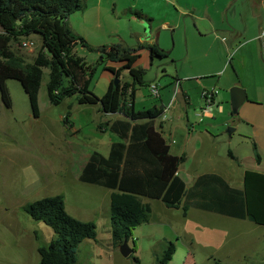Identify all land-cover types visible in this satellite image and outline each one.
<instances>
[{
  "label": "rangeland",
  "instance_id": "rangeland-1",
  "mask_svg": "<svg viewBox=\"0 0 264 264\" xmlns=\"http://www.w3.org/2000/svg\"><path fill=\"white\" fill-rule=\"evenodd\" d=\"M126 1L129 14L124 13V0H83L84 11L70 18V27L95 50L113 45L137 48L148 41L151 31V23L137 17L141 9L137 7H145L148 13L145 15L156 17L154 29L165 20L167 13L160 4L147 6L144 0ZM23 42H32L33 49L21 48ZM161 43L169 58L152 61L149 51H144L138 62L147 72L150 87L138 89L135 109L141 111L156 106L159 99L153 95L151 87L155 84L166 87L161 90L163 105L167 107L173 101L174 107L171 114L157 123L169 122L174 126L173 137L168 140L175 153L184 152L188 157L187 164L181 168V178L191 186L193 173H203L213 167L227 169L231 163L229 152L246 168L258 169L254 145L246 138L245 127L238 130L235 127L248 105H243L239 114L232 116L230 91L233 88L218 90V107L225 109L224 114L219 113L216 104L215 118L199 115L205 108L202 85L217 82L226 73L223 63L226 55L220 52V41L192 31L188 40L179 35L176 45L170 33H162ZM42 44L41 36L32 35L14 42L12 49L32 63L42 50ZM77 54L94 70L90 91L103 98L115 80L106 68L120 66L104 63L97 53H90L81 45L77 47ZM50 74L51 70H44L38 116H34L29 98L18 81L7 82L11 110L5 107L0 91V264H41L38 249L48 246L55 234L44 223L34 222L23 208L44 198L62 195L67 201L68 214L75 219L78 214L86 213L85 206L93 209L101 196L92 189L79 187L82 167L73 164L71 154L76 146H82L107 155L110 146L119 141L110 132L102 133L100 126L122 119L121 115H100V106L80 105L77 97L53 105L48 88ZM228 75L229 72L224 75L223 82ZM126 76L124 71L121 77L124 83L129 81ZM178 77L191 89V106L182 105L176 90H171L168 96L165 94L164 90H169ZM173 112L176 115H172ZM67 117L68 125L64 123ZM188 121L200 133L189 137ZM230 129H235L232 135ZM166 210L154 208L150 222L136 228L129 242L135 252L124 258L113 245L107 213L100 208L93 218L97 240L85 241L80 246L77 264H159L170 242L176 252L169 264H264V227L248 219L236 222L212 217L188 221L182 212ZM183 226L196 237L194 244H185L177 234Z\"/></svg>",
  "mask_w": 264,
  "mask_h": 264
},
{
  "label": "trees",
  "instance_id": "trees-1",
  "mask_svg": "<svg viewBox=\"0 0 264 264\" xmlns=\"http://www.w3.org/2000/svg\"><path fill=\"white\" fill-rule=\"evenodd\" d=\"M83 11V0H0V28L6 33L0 35V91L5 107L11 110L7 82L18 81L29 98L34 116H38L44 70H51L48 88L53 105L77 97L80 105L100 106L106 115L123 117L101 127L120 141L111 146L108 157L93 152L80 177L82 183L113 191L110 226L114 247L120 249L125 241L129 243L136 228L149 223L152 208L143 199L161 201L170 209L182 207L185 216L196 208L248 219L264 227V174L247 171L241 190L232 188L220 176L205 175L188 191L179 176L186 157L173 156L168 140L156 127L164 108L154 106L136 111V92L150 87L146 70L138 66L142 53L149 51L154 61L169 58L168 52L158 45L147 44L134 49L123 45L92 49L69 25V19ZM137 17L143 19L140 14ZM32 35L41 36L43 44L31 63L16 53L12 44ZM80 45L90 53H97L104 63L120 66L106 68L115 78L121 79L127 71L131 81L117 88L112 82L103 98L96 97L90 91L94 70L77 54ZM64 123L69 124L68 117ZM229 155L233 158L232 152ZM256 160L261 162L258 154ZM23 211L55 234L48 246L38 249L41 264H77L80 246L85 241L97 240L96 224L70 216L62 195L29 204ZM175 252L176 247L170 242L159 264H169Z\"/></svg>",
  "mask_w": 264,
  "mask_h": 264
},
{
  "label": "crops",
  "instance_id": "crops-1",
  "mask_svg": "<svg viewBox=\"0 0 264 264\" xmlns=\"http://www.w3.org/2000/svg\"><path fill=\"white\" fill-rule=\"evenodd\" d=\"M199 1L200 0H144L143 4L147 6H155L154 4H157L158 6H163L166 9L167 17L164 21H161L160 25H158L156 29H154V26L157 22L156 17L154 15H145V13L148 14L144 9L145 7H137L141 8L138 14L142 15L143 20L146 18L151 23L150 37H148V41L143 42L141 44L158 45L161 47V49L164 50L165 47L161 43L162 33H167L168 35L170 33L172 35V38L175 40L176 45V38L179 35L180 37H187L188 40L189 33L192 34V31L200 34L203 37H212L215 40L220 41V52L226 55V59H224L223 63L224 68L226 67L225 74L229 72L228 79L223 82V77L225 75L224 74L223 77H220L217 80V82H211L206 85H202L203 92H215L217 107L220 103L218 97V90L227 91L234 87H241L247 92L248 99L245 104L248 105V107L244 111V114L241 116V118H239L240 122L236 124L235 127L237 130L242 126L245 127V134H247L245 136L248 140H251V143L254 145L255 154H258L260 156L261 162L258 163V169H248L243 166L241 163L242 161L240 162V159H238V157H236L234 153H232L233 158H231L230 155L228 156V159H230L231 163L228 165L227 169L213 167L209 171H205L203 173H193V175L188 173L193 177V179L191 186H188L187 184L186 186L187 190L189 191L194 187L195 183L200 177L205 175H217L222 177L232 188L241 190L244 188V177L247 171H256L264 174V59L262 57L261 43L259 41L260 33L264 29V0H207L206 3H199ZM124 2V13L129 14V9L128 7H126L129 4H127L126 0H124ZM130 13H133L131 9ZM72 31L74 32V30ZM213 48H215V44H213ZM221 72L222 71L217 72L215 74L217 75ZM127 78L129 79V81H126L125 83L131 81L129 74ZM121 84H124L123 79L121 80ZM186 85L187 84L182 82V80H180V78L178 77L177 80H175L171 84V88L169 90H164L165 94L168 96V93L171 90H176L178 87V97L180 98L182 105H184L185 107L191 106V89L188 88ZM165 88L166 87H160V98L159 102L156 104V106L164 109L166 105H163L161 90ZM173 107L174 105L172 106L169 112L170 114L173 111ZM221 109L222 112L219 111V113L225 112V109L223 107H221ZM175 113L176 112H173L172 115H176ZM100 115L106 116V114H104L103 112L102 114L100 113ZM162 119H164V117ZM114 121L115 120H113V122ZM188 124L190 125L189 121ZM190 126L191 130H189L188 132L189 137L194 135V133H200L195 130V127L193 125ZM70 127L72 128L71 125ZM101 127L102 126H100L102 133L109 132L108 129ZM156 127L167 140L168 137H173V135H171V132L175 128L169 122H160L159 124L156 122ZM72 133L76 134V131H73ZM168 142L170 144L171 154L173 156L184 155L186 157V162L182 165L185 166L188 162V157L186 156V154L184 152H182L181 155H179V153H175L169 140ZM111 146L107 155L101 153L100 151L98 152H100L105 157H108L111 150ZM95 151L97 150H94L92 148H85L82 146H76L75 152L71 154L73 164L75 166L82 167V171L79 176V187L92 189L94 190V192L100 194L101 196V199L97 206L95 205L93 209L88 208V206H85L86 213L84 215L78 214L77 218L82 222H95V220L93 219L94 216L98 215V210L100 208H103L105 213H107V226H109L111 229L110 199L111 195L113 194V191L101 186L82 183L80 181L82 172L88 164L92 153ZM200 151L201 150L199 149L196 152L200 153ZM181 168L179 170V176L181 173ZM143 201L146 204H150L152 208V215L154 213V208H164L167 209L166 211H176L178 213H183L182 207H180L179 209H170L166 207L165 204L161 201H152L148 199H143ZM65 203L67 210L66 200ZM183 216L184 219L188 221L190 219L195 218L209 219L212 217H215L217 219H228L230 221L236 222L243 221L240 219L231 218L216 213L202 211L196 208H192L186 216L183 213ZM134 232H136V230ZM178 232L179 233L177 234L180 235L181 239L184 241L185 244H188L186 242H191L194 244L196 237L194 236V234H192L188 227L183 226L181 231ZM262 234V237L264 238V230ZM133 245L136 248V244L134 242ZM118 251H120L119 248Z\"/></svg>",
  "mask_w": 264,
  "mask_h": 264
},
{
  "label": "built area",
  "instance_id": "built-area-1",
  "mask_svg": "<svg viewBox=\"0 0 264 264\" xmlns=\"http://www.w3.org/2000/svg\"><path fill=\"white\" fill-rule=\"evenodd\" d=\"M6 33L0 28V35H5ZM259 41L261 43V50H262V57L264 59V29L261 31L259 36ZM34 44L32 42H23L21 44V48L23 49H33ZM153 95L159 99L160 98V86L158 84H155L151 87ZM178 92V87L176 89ZM202 99L205 102V108L201 109L199 112V115L205 118H214V107L216 106V94L215 92L211 91H204L202 93ZM173 106V101L165 107L164 109V115L163 117L166 118L167 114L170 112L171 108ZM219 111L222 112L221 107H218ZM162 117V118H163Z\"/></svg>",
  "mask_w": 264,
  "mask_h": 264
},
{
  "label": "water",
  "instance_id": "water-1",
  "mask_svg": "<svg viewBox=\"0 0 264 264\" xmlns=\"http://www.w3.org/2000/svg\"><path fill=\"white\" fill-rule=\"evenodd\" d=\"M121 84L119 78H115L114 85L117 88ZM231 104L233 115H238L241 107L247 102V92L241 87H235L230 91ZM235 129H230L229 134L232 135ZM120 253L124 258H128L133 254V250L129 247L128 241H125L124 245L120 248Z\"/></svg>",
  "mask_w": 264,
  "mask_h": 264
}]
</instances>
